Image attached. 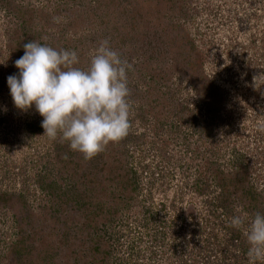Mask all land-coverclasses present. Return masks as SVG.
Here are the masks:
<instances>
[{"label": "rangeland", "instance_id": "rangeland-1", "mask_svg": "<svg viewBox=\"0 0 264 264\" xmlns=\"http://www.w3.org/2000/svg\"><path fill=\"white\" fill-rule=\"evenodd\" d=\"M12 1L77 67L109 40L133 64L134 105L128 136L90 160L42 136L43 118L10 95L20 48L8 31L23 16L0 0V160L5 187L28 197L1 204L0 247L15 225L34 249L27 264H94L93 244L103 264H248L230 219L264 213V0ZM39 177L58 186L52 198Z\"/></svg>", "mask_w": 264, "mask_h": 264}, {"label": "clouds", "instance_id": "clouds-1", "mask_svg": "<svg viewBox=\"0 0 264 264\" xmlns=\"http://www.w3.org/2000/svg\"><path fill=\"white\" fill-rule=\"evenodd\" d=\"M23 48L24 54L15 61L18 74L8 76L7 85L17 109L34 108L43 118L42 136L67 142L85 160L128 136L134 105L128 74L134 68L109 40L100 41L86 69L76 66L75 50L36 40ZM230 226L243 229L248 264H264V213L235 215Z\"/></svg>", "mask_w": 264, "mask_h": 264}, {"label": "trees", "instance_id": "trees-1", "mask_svg": "<svg viewBox=\"0 0 264 264\" xmlns=\"http://www.w3.org/2000/svg\"><path fill=\"white\" fill-rule=\"evenodd\" d=\"M2 3L10 8V9H15L17 5H15L14 1L12 0H2ZM29 6V5H28ZM19 7V15L20 16H23V20L20 21V23L17 25L19 26V29L16 30V31H13V32H9L8 31V34H9V38H13L15 37V41L14 43L16 44V47L20 48V49H17L19 51H17V53L14 55V56H17V57H21L23 54H24V48H23V45L25 43H28L32 40H37L36 38V35L35 33H33L30 29H27L28 28V22L26 21V19L24 18V13H20L22 9V6H17ZM133 10V9H132ZM20 32H23V35H25L24 39H19V34ZM23 35H21V37H23ZM31 38V39H30ZM6 165V162L4 163V161L0 160V206L2 204V208L5 210H12L14 206L13 203L15 200H18V202L20 203H25L27 202V196H25L22 192H13L11 191L10 189L8 190L7 187H5V181L8 179V172H10V169H6L7 167H4ZM23 182H25L26 184V179L23 180ZM28 182V181H27ZM38 186L41 187L42 191L44 192L45 196H50L49 198H52L54 196V191L56 189V187H58L57 185H53V184H50V183H45V177H39L38 179ZM52 182V181H51ZM24 184V186H25ZM28 184V183H27ZM23 186V187H24ZM27 187V186H26ZM60 187V186H59ZM60 188H63L64 189V186H61ZM11 201V202H10ZM77 203H81V201L79 200ZM84 203H82L83 205ZM8 208V209H7ZM19 211L18 212H14L15 214V218H16V221H20L21 219V211L20 213ZM1 216V215H0ZM1 220H3L4 222L5 219H4V216L2 215L1 216ZM57 219V223L59 222L60 218H56ZM63 222V225H62V228L64 230V219L61 220ZM13 223V225L15 224ZM17 225V223H16ZM15 228L14 230V233L15 235L17 236V239H11V238H4V241H3V246L0 247V264H2V262L4 261V259L6 258V260L3 262L4 264H27L28 262L30 263V257H31V253L34 251L33 248H31V245L25 241L26 240V237L22 236L21 235V229L19 227V230L17 228V226H13ZM69 232V229L67 230ZM64 234L63 236L69 234V233H65V230L63 231ZM6 231H4L3 229H0V237H2V234H5ZM94 240H98V237L94 238ZM61 243L65 242L64 239L60 240ZM60 243L56 242V246H59ZM95 245L96 244H93L92 246H90L89 248L91 249V251H93L94 255L97 257L98 254L96 251L97 248H95ZM84 252L83 248H80L79 250V256L81 257V254ZM75 254V252H73ZM94 258V264H103V262L100 261L99 258ZM44 260H46V262H49L51 259H48V257H44L43 258ZM104 260V259H103ZM102 260V261H103ZM127 264V263H126Z\"/></svg>", "mask_w": 264, "mask_h": 264}, {"label": "built area", "instance_id": "built-area-1", "mask_svg": "<svg viewBox=\"0 0 264 264\" xmlns=\"http://www.w3.org/2000/svg\"><path fill=\"white\" fill-rule=\"evenodd\" d=\"M160 230H162V231H160V232H157L156 234H155V240H156V242H160L161 240H163V237L164 236H166V233H165V231L167 230V229H163V228H160ZM168 236V235H167ZM187 243H190V241H187ZM167 245H169L170 246V243H166ZM173 245V244H172ZM194 245V243H192V245L191 246H193ZM162 246H160L159 245V248H161ZM187 247H188V245H187ZM174 248V247H173ZM172 248V249H173ZM161 256H162V254H161ZM154 259V258H153Z\"/></svg>", "mask_w": 264, "mask_h": 264}]
</instances>
